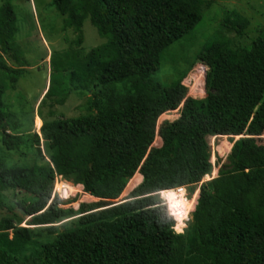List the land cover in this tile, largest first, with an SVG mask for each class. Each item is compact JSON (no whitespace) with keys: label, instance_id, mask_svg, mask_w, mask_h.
I'll return each instance as SVG.
<instances>
[{"label":"trees","instance_id":"obj_1","mask_svg":"<svg viewBox=\"0 0 264 264\" xmlns=\"http://www.w3.org/2000/svg\"><path fill=\"white\" fill-rule=\"evenodd\" d=\"M49 3L62 16L61 29L74 37L49 54L39 103L48 97L61 104L77 91L88 93L85 111L54 119L57 141L45 145L47 160L35 132L27 142L37 161L8 165L0 158V192L26 195L15 204L31 226L16 227L21 217L0 214V264H264V145L256 142L264 133V25L246 39L247 18L225 13L220 23L231 35L207 40L195 55L207 69L206 93L194 98L181 79L161 84L151 74L162 49L196 25L208 0ZM85 18L104 40L83 51ZM16 31L15 10L2 0L0 54L17 63L11 67L0 55V142L7 150L26 145V136L8 132L14 114L2 108L3 92L27 65ZM198 74L192 90L201 89ZM175 108L176 118L156 124ZM155 135L157 147L150 146ZM207 136H226L231 145L216 175L201 181L212 169ZM136 172L141 181L112 201ZM55 174L98 200L58 207L57 197L50 199ZM197 184L196 201L179 192L184 205L173 195L177 187L191 194ZM190 204L189 222L175 232L173 219L185 218ZM176 218L179 230L183 222Z\"/></svg>","mask_w":264,"mask_h":264},{"label":"rangeland","instance_id":"obj_2","mask_svg":"<svg viewBox=\"0 0 264 264\" xmlns=\"http://www.w3.org/2000/svg\"><path fill=\"white\" fill-rule=\"evenodd\" d=\"M9 2L12 4L16 13L17 31L15 33V42L18 44L23 57L26 59L27 65L23 67V72L18 77L15 87L13 89H6L3 92L2 108L14 114L7 122L8 132L10 134L19 133L26 136L23 137L26 145H20L16 149L7 150L0 142V158L8 165H29L36 160V153L33 150L34 148L29 147L27 136L30 137L32 132H35L38 139L37 145L43 153V159L47 160V153L44 149L45 145H53L57 141L55 135H53L55 133L53 127L55 123L53 122L54 119L58 117H72L83 113L85 111L83 106L88 93L73 91L67 95L61 104L54 102L50 104L48 97L39 103L48 84V76L50 73L48 65L49 54L65 49L69 44L68 41L74 37V33L70 28L61 29L62 16L50 5L49 0H9ZM230 11L238 12L247 18L246 39L254 36L256 29L260 25H264V0H208L207 5L202 9L201 18L196 25L187 34L162 49L159 57V65L152 72V78L161 84H169L181 79V84L186 88L185 94L187 96L194 98L203 97L206 93L204 72H206L207 66L200 61L195 62V55L207 40L213 38L226 39L231 35L230 31L222 27L220 23L225 13ZM81 34L82 39L79 47L83 51L88 50L90 47L104 40V38L96 33L91 21L87 18L81 24ZM0 55L7 65L11 67L17 66V63L11 59L9 54ZM197 67L204 68L202 82L200 84L201 89L192 90V87L199 81L200 75L198 73L202 72V70H195ZM177 115V108L165 111L157 117L156 124L171 121ZM36 117L38 120H36ZM30 119L31 124L29 123ZM206 141L209 148V161L212 164V169L208 175L202 177L201 181L216 175L218 168L225 162L226 154L231 145V142L228 141L226 136H207ZM256 142L264 145V133L256 137ZM159 145L160 137L155 135L150 146L157 147ZM33 146L35 147V144ZM135 174L137 172L129 178L127 184L130 180H135ZM63 179L71 188H69L68 198L57 200V203L61 205L58 206L56 203L58 207H72L76 209L79 203L90 202L95 199L84 192L80 184H74L68 179ZM182 188L183 197L190 198L189 200L192 202L195 197L196 201L198 184L191 194H189L185 187ZM52 189L53 184L50 199L52 198ZM12 192V190L0 192V199L3 203L0 214L21 217V221L15 223L16 227L20 226L29 229L31 226L26 224L28 216H23L22 211L15 204L16 200L27 199V197L23 193L16 192L12 194ZM122 195L123 192L121 191L112 201H118L125 197H121ZM173 195L178 200H181L178 191L175 190ZM157 197L164 202L166 207L164 197L160 192H157ZM168 197H170V193ZM167 200L169 201L168 198ZM192 204L189 205V212L185 218L179 220L175 217L179 223L183 222V226L179 230L175 228V218L173 219L172 229L175 232L183 231L189 222ZM167 213L169 214L168 211ZM11 233L12 230H8L9 236Z\"/></svg>","mask_w":264,"mask_h":264},{"label":"built area","instance_id":"obj_3","mask_svg":"<svg viewBox=\"0 0 264 264\" xmlns=\"http://www.w3.org/2000/svg\"><path fill=\"white\" fill-rule=\"evenodd\" d=\"M53 189H52V196H56L58 200H63L68 198L69 195V188L66 186L65 180L59 174H55L53 177ZM51 196V197H52ZM58 206H61L57 203Z\"/></svg>","mask_w":264,"mask_h":264},{"label":"water","instance_id":"obj_4","mask_svg":"<svg viewBox=\"0 0 264 264\" xmlns=\"http://www.w3.org/2000/svg\"><path fill=\"white\" fill-rule=\"evenodd\" d=\"M239 136H241V134L240 135H238V136H235L234 137V139H236L237 137H239ZM138 174V179L137 180H135V181H132V180H130L129 182H128V184L126 183V185H125V187L123 188V190H122V192H123V195L121 196V197H123V196H126L127 194H128V192L131 190V189H133L140 181H141V178H142V176H141V174H139V173H137ZM120 197V198H121ZM198 197V193L196 194V198ZM95 199L93 200V201H96V200H98V198H96V197H94ZM122 199V198H121ZM120 199V200H121ZM116 202V201H115ZM118 202H119V200H118Z\"/></svg>","mask_w":264,"mask_h":264},{"label":"bare ground","instance_id":"obj_5","mask_svg":"<svg viewBox=\"0 0 264 264\" xmlns=\"http://www.w3.org/2000/svg\"><path fill=\"white\" fill-rule=\"evenodd\" d=\"M202 70V72H203V69H201ZM205 73V72H204ZM207 175V174H206ZM66 186L68 187V188H71V187H69V184L68 183H66ZM176 191H178V192H182V197H183V188L182 187H177V188H174ZM160 193L162 192V190H160L159 191ZM185 200L187 199V198H185V197H183ZM190 199V198H189ZM188 199V200H189ZM166 204V203H165ZM167 208V207H166ZM174 218V217H173ZM175 221V220H174Z\"/></svg>","mask_w":264,"mask_h":264},{"label":"crops","instance_id":"obj_6","mask_svg":"<svg viewBox=\"0 0 264 264\" xmlns=\"http://www.w3.org/2000/svg\"><path fill=\"white\" fill-rule=\"evenodd\" d=\"M36 120H38V118L36 117ZM174 191H175V189H174Z\"/></svg>","mask_w":264,"mask_h":264}]
</instances>
